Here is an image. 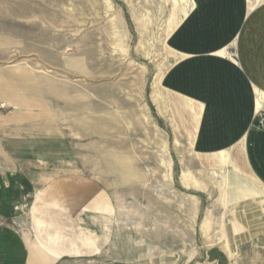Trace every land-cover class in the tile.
<instances>
[{
	"label": "rangeland",
	"instance_id": "374dc122",
	"mask_svg": "<svg viewBox=\"0 0 264 264\" xmlns=\"http://www.w3.org/2000/svg\"><path fill=\"white\" fill-rule=\"evenodd\" d=\"M190 8L0 0V227L31 249L86 246L93 261L121 243L155 252L131 264H207L227 247V225L264 190L245 159L233 161L249 174L195 152L187 101L165 89ZM252 237L229 259L264 260L263 230Z\"/></svg>",
	"mask_w": 264,
	"mask_h": 264
},
{
	"label": "crops",
	"instance_id": "0c3cea01",
	"mask_svg": "<svg viewBox=\"0 0 264 264\" xmlns=\"http://www.w3.org/2000/svg\"><path fill=\"white\" fill-rule=\"evenodd\" d=\"M170 46L178 59L163 82L165 89L187 101L185 107L197 124L195 152L213 155L243 143L247 167L264 190L263 100L257 109V98L264 95V0H191ZM262 197L254 192L243 220L239 213L234 215L226 228L227 247L211 249L207 264H264L257 258L229 259L225 252L246 247V241L251 246L252 236L264 232ZM1 209L9 211L11 205L4 202ZM61 246L41 244L31 249L12 228L0 227V264H131L141 252L155 257L149 247L121 243L110 254L101 248L100 260L93 261L86 246ZM62 248H67L66 254L57 253ZM149 264L168 263L153 258Z\"/></svg>",
	"mask_w": 264,
	"mask_h": 264
},
{
	"label": "bare ground",
	"instance_id": "6f19581e",
	"mask_svg": "<svg viewBox=\"0 0 264 264\" xmlns=\"http://www.w3.org/2000/svg\"><path fill=\"white\" fill-rule=\"evenodd\" d=\"M186 11V10H185ZM184 13V12H183ZM186 14V13H185ZM187 15V14H186ZM183 18V17H182ZM263 96H259V98H257L258 100V105H261V101L263 100ZM264 102V100H263ZM257 105V106H258ZM227 151H221L219 153L216 154V156H218V159L219 161L221 162H229L231 164H233V168L236 169L237 171H242L246 174H249V172L247 171H244L242 169V167L238 164V163H235L233 160H238V161H241L243 159H245L244 157V147H243V143H238L234 146L233 148V151L231 153V155L228 157V158H225V154H226ZM212 154V153H211ZM234 158V159H233ZM227 164V163H226ZM251 174V173H250Z\"/></svg>",
	"mask_w": 264,
	"mask_h": 264
}]
</instances>
